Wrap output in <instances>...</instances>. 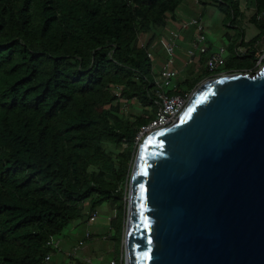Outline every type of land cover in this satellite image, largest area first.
<instances>
[{"label":"trees","instance_id":"obj_1","mask_svg":"<svg viewBox=\"0 0 264 264\" xmlns=\"http://www.w3.org/2000/svg\"><path fill=\"white\" fill-rule=\"evenodd\" d=\"M185 1L0 0V264H44L50 241L105 203L122 246L134 138L157 111L148 51ZM253 3L258 33L245 40L240 0H202L236 31L228 71L258 70L264 0ZM202 71L178 91L215 74Z\"/></svg>","mask_w":264,"mask_h":264},{"label":"water","instance_id":"obj_2","mask_svg":"<svg viewBox=\"0 0 264 264\" xmlns=\"http://www.w3.org/2000/svg\"><path fill=\"white\" fill-rule=\"evenodd\" d=\"M125 264H264V64L208 77L140 144Z\"/></svg>","mask_w":264,"mask_h":264},{"label":"built area","instance_id":"obj_3","mask_svg":"<svg viewBox=\"0 0 264 264\" xmlns=\"http://www.w3.org/2000/svg\"><path fill=\"white\" fill-rule=\"evenodd\" d=\"M193 26L195 27L197 34L191 45L186 50L188 58L183 61V65H185L187 68L196 55L203 54L206 55V70H208L210 73H215L211 77L232 73L231 71L226 70L228 57L227 47L224 45H221L216 49L211 47V45L208 43L207 28L201 18L191 17L185 19L181 22V29H167L166 33L163 34V38H160L163 39V41L160 39L155 41L148 51V56L155 61L157 59V52L155 53L153 48H155L156 45L158 46V43L162 42L161 44L165 49L166 57L162 61L160 68L157 71L155 70L154 64V71L156 73L153 80L154 85L152 87V93L156 98L154 102L157 106V111L154 118H152L148 123L139 127L134 138L135 155L140 144L150 132L174 123L187 105L188 99L193 90L190 92L178 91L180 90V69L177 66L175 56L177 50L180 47L179 40L182 36V31ZM262 43L263 53L258 59V65H261V63L264 61V38ZM237 51L241 54L246 51V48L238 47ZM124 146H127V143H125ZM98 215L99 213L95 212L83 222L88 223V226H90L96 222ZM91 235L92 234L90 231H86L84 237L80 238L78 242L73 244L69 250L65 251V254L68 257L77 256L80 250L84 247L86 239L91 238ZM49 245L52 246V249L56 252H62L60 242L57 240V238H53ZM52 253L46 256V261H50Z\"/></svg>","mask_w":264,"mask_h":264},{"label":"rangeland","instance_id":"obj_4","mask_svg":"<svg viewBox=\"0 0 264 264\" xmlns=\"http://www.w3.org/2000/svg\"><path fill=\"white\" fill-rule=\"evenodd\" d=\"M189 1V0H187ZM198 5L196 1H193V6H189L186 4H182L179 9L186 11L185 16H199V12H203V20L206 21L208 26V32L207 37L210 40V43H212L213 48H218L221 45H224L228 48V45L230 43L229 39L227 38V35H233L236 31L233 28L225 26L223 22V13L219 11V9L214 5H206V7H203L202 0H199ZM241 7L243 9V18L242 23L243 27L246 30L245 33V40H250L253 37H255L258 33V29L254 26V24L251 21V16L254 13V3L253 0H240ZM188 7V9H185ZM177 27H181L180 25ZM197 34V31L194 27H191L188 30L182 31V37L179 40V45L181 46H187L186 42H189V36H192V40L189 44L191 45L192 41L194 40L195 36ZM227 34V35H226ZM142 38V37H141ZM143 39V38H142ZM149 37L144 38V41H147ZM157 48H162L161 42L157 46ZM257 49L262 48V39L257 42L256 44ZM186 59L188 58V55L186 54ZM228 58V57H227ZM184 61V60H183ZM182 61V62H183ZM162 63V62H161ZM264 64V61L261 63V65H258V61L256 66H258V69ZM181 76L180 79H184L186 77L187 70L191 72H195L193 76L202 74V65L200 64L199 59H196L191 62V67L186 68L185 65L180 63L178 65ZM204 67V66H203ZM160 68V67H159ZM201 70V71H200ZM237 72V71H234ZM202 81V80H201ZM200 81V82H201ZM129 108V107H128ZM127 108V110H128ZM133 112L141 113L142 112V106L140 104H136L134 108L132 109ZM93 170V168H90ZM131 174V171H130ZM130 177V175H129ZM129 183L127 182L126 188H127V195L124 197L126 201V212H125V225H124V232H123V238L122 243L118 245L116 243V240L111 237L113 235L114 230L111 228V220L116 215V209L112 207L111 204L105 203L102 206L98 208V224L95 225L92 224L88 226V223L81 221L80 219L74 220L71 222V224L64 230L62 233L63 236L65 234L67 235V241L70 242L72 245L78 242V240L82 237H84L86 231H90V233L93 235L92 238L86 239L84 247L80 250L77 256L75 257H68L67 255H63L64 252H62L61 258L64 261L67 259L70 264H125L124 262V256H125V234H126V220H127V214H128V194L130 190V178ZM62 247V246H61ZM122 253V256H121ZM61 254V253H60ZM87 259V260H86ZM90 259V261H88ZM47 262L46 264H49ZM52 264V263H51ZM61 264V263H60Z\"/></svg>","mask_w":264,"mask_h":264},{"label":"crops","instance_id":"obj_5","mask_svg":"<svg viewBox=\"0 0 264 264\" xmlns=\"http://www.w3.org/2000/svg\"><path fill=\"white\" fill-rule=\"evenodd\" d=\"M193 1L194 0H189V1H185V3L184 4H186V5H188V7L189 6H195L194 4H193ZM196 1V3L198 4V5H200L199 4V0H195ZM188 7H186L185 9H188ZM184 14H186V11H184V10H180V9H178L177 10V12H176V15L174 16V17H172V18H170V23H169V26H168V28L167 29H170V28H177L178 29V27L177 26H179L180 24H181V22L182 21H184L185 19H188V18H191V17H195V16H185ZM199 16H200V12H199ZM199 16H197V17H199ZM201 17V16H200ZM199 17V18H200ZM201 20L204 22V24H205V26H206V28H207V32L209 31L208 30V26H207V23H206V21H204L203 20V18L201 17ZM166 29V30H167ZM166 30L164 31V33H166ZM183 36V35H182ZM181 36V37H182ZM192 36L193 35H190L189 36V42H186L187 43V46H181V48H179L178 50H177V52H176V56H175V59H176V63H177V66L178 65H180V63H182L183 64V60H185L186 58V50H187V48L189 47V44H190V42H191V40H192ZM162 43V42H161ZM208 43L211 45V47L213 48V46H212V43H210V40L208 39ZM158 45H159V43H158ZM213 49H216V48H213ZM161 51H162V53L160 52V49H159V51H158V53H157V59L155 60V70L157 71L158 69H159V67H160V65H161V62L165 59V57H166V52H165V49H164V47L162 46V48H161ZM229 50L227 49V52H228ZM228 54H229V52H228ZM194 61V60H193ZM191 64V63H190ZM203 69H206L205 68V65H204V67H203ZM182 74H181V71H180V76H181ZM181 80V79H180ZM98 220V219H97ZM81 222V221H80ZM96 224H98V222H96L95 223V225ZM64 235V234H63ZM63 235H61V236H59V237H57V240L60 242V247L62 248V252H64L63 253V255L65 256L66 254H65V251H67V250H69L71 247H72V244L70 243V242H68L67 241V235L65 234V236H63ZM62 252H54V253H52V257H51V262L49 263V264H70V263H68L69 261L67 260V259H65L64 261L62 260L63 258H61V255H62ZM61 253V254H60ZM75 257V256H74ZM87 260V259H86ZM88 261H90V259L88 260ZM49 262V261H48ZM47 262H45L44 264H46ZM78 264H80V262H78Z\"/></svg>","mask_w":264,"mask_h":264},{"label":"clouds","instance_id":"obj_6","mask_svg":"<svg viewBox=\"0 0 264 264\" xmlns=\"http://www.w3.org/2000/svg\"><path fill=\"white\" fill-rule=\"evenodd\" d=\"M238 72V71H237ZM244 72H246V71H244ZM137 154V153H136ZM135 157H136V155H135ZM134 160H135V158H134ZM131 171H132V167H131ZM130 177H131V174H130ZM129 177V178H130ZM99 213V212H98ZM54 253V252H53ZM45 262H48V261H45Z\"/></svg>","mask_w":264,"mask_h":264}]
</instances>
